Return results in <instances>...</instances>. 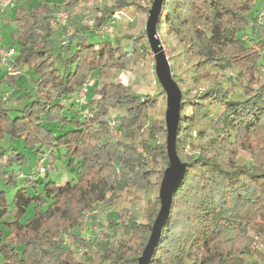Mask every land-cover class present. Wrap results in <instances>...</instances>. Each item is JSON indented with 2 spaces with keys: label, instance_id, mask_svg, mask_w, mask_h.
I'll list each match as a JSON object with an SVG mask.
<instances>
[{
  "label": "trees",
  "instance_id": "16d2710c",
  "mask_svg": "<svg viewBox=\"0 0 264 264\" xmlns=\"http://www.w3.org/2000/svg\"><path fill=\"white\" fill-rule=\"evenodd\" d=\"M25 1L15 8L13 40L19 53L13 66H25L34 73V89L21 107L0 100V139H22L34 153L35 165L47 151L51 163L54 149L63 147L77 178L64 184L47 179V175L44 180L32 178V167L25 175L19 172L23 176L15 175L9 167L25 163V154L16 147L8 152L0 144V179L12 184L17 176L27 184L16 190L14 219L8 221L2 220L8 209L0 185V261L82 264L73 259L77 250L68 246L63 236L71 235L77 246L92 244L76 231L85 213L97 203L112 204L121 189L150 186L157 166L168 164L166 143L158 141V134L166 133L164 121L152 119L146 135H141L149 109L156 106L154 96L138 94L130 85L112 81L104 82L84 104L75 100L92 71L128 69L149 54L144 32L131 39L130 49L117 37L95 36L115 10L140 5L138 0H116L104 5L91 25L73 20V33L56 47L52 22L59 6L50 0L35 5ZM254 4L255 0H163L161 16L167 31L184 44L186 55L196 60L194 77L212 82L202 95L181 100V110L186 106L190 113L182 118L180 112L178 155L188 145L196 123L205 118L208 103L224 111L218 133L199 145L196 154L186 157L184 177L173 193L170 214L150 264H186L188 260L192 264H264V76L261 81L256 75L264 68V40L251 33L252 42L247 44L239 35L241 29L258 25V8L251 14ZM144 10L147 12L148 6ZM231 67L237 70L234 84L245 93L241 99L232 98L220 85L218 74L210 71ZM110 109L124 111L116 119L121 136L115 140L107 124ZM240 150L249 154L248 164L237 162ZM158 172L161 178L162 169ZM39 183H43L41 190L37 189ZM31 203L33 216L21 222ZM159 207L158 196L148 201L147 221L142 223L124 219L125 212L120 220L110 218L109 228L120 227L128 233L129 241L139 243L129 253L124 242L112 249L106 240H96L101 259L106 264H137ZM1 224L9 233L2 231ZM228 229L232 235L225 237ZM244 256L251 259L245 261Z\"/></svg>",
  "mask_w": 264,
  "mask_h": 264
},
{
  "label": "rangeland",
  "instance_id": "374dc122",
  "mask_svg": "<svg viewBox=\"0 0 264 264\" xmlns=\"http://www.w3.org/2000/svg\"><path fill=\"white\" fill-rule=\"evenodd\" d=\"M56 5L59 6L58 11L67 12L69 16L62 21V17L55 19L53 23L54 27V39L56 47H59L63 42L68 40V35L73 33V20L79 22L81 25L90 23V20L100 15L101 9L104 5H112L116 0H55ZM131 1V0H127ZM153 0H138L137 3L140 7L134 4H128L122 8H118L113 12L112 17L106 23L110 28L107 31H98L95 35L97 37L106 36L109 39L117 37L121 45L125 49L131 48V39L139 34L145 33V23L148 15V11L144 10V7L151 6ZM64 2V3H62ZM261 4H264V0H255L253 7L252 15L255 14L256 8H259ZM57 11V12H58ZM56 12V13H57ZM107 26V27H108ZM168 25L163 21V15L161 16L160 23L157 25V35L160 39V42L164 48L165 54L169 61L172 76L179 85L182 91V98L194 97L196 95L200 96L202 93L212 85V82L204 80L202 78L196 79L193 75V64L195 59L189 57L185 53V46L183 43L179 42L172 33L167 31ZM6 31H8L6 29ZM254 31V32H253ZM251 33L255 34V38L264 40V25H257L255 28L249 25L248 28L241 29L239 35L241 38L248 44L252 42ZM17 46V45H16ZM146 46L149 49L148 43ZM18 48V47H17ZM264 57V56H263ZM264 62V58L262 61ZM59 70L62 68L61 64H57ZM211 72H216L218 74V81L220 85L227 90L229 95L232 98L241 99L245 96L244 90L240 86L234 84L235 74L237 70L235 68H227L225 70H219L215 68H210ZM23 81L27 80V87L24 89L27 93H33V78L34 73L28 72L26 69L20 72ZM260 80H263L264 68L261 67L259 72L256 74ZM120 81L124 84L130 85L138 94H149L156 98V106L149 109L147 118L144 120V127L141 132V135L144 137L147 133V128L150 125L152 119H158L164 121L165 110H166V97L165 92L163 91L160 83L157 80L155 71H154V57L149 49V54L142 60L137 63L130 64L128 69H118V68H109L105 72H100L99 70H94L91 72L90 77L87 82V97L91 98L95 95V90L98 89L104 82ZM10 88L8 85L2 86L1 91H6L5 89ZM8 91L7 99L5 103L10 102L12 99V93ZM3 91V93H4ZM6 92V93H7ZM22 105V104H21ZM20 104L14 107H21ZM224 108L220 107L215 103H208L206 107V116L204 119L196 123L195 130L192 132L191 137L189 138V143L186 148L181 152L179 157L182 161L186 160L188 155H194L197 153V147L199 145H204L208 140L216 135L221 126L220 118L223 114ZM190 113L189 107H184L181 110V117ZM124 114L123 110L119 109H110L109 116L114 117L115 119L119 118ZM165 124V123H164ZM166 133L158 134V141H165ZM0 144L5 147L6 151L12 147H16L19 152L25 154L26 162L25 163H14L9 168L14 170L15 175L22 172L27 174L32 169V178L38 176L40 179L44 180L46 175L47 179L57 182L58 184H64L66 181L77 178V173L75 172L74 167L68 166V160L63 155V147H58L53 151L52 162H49V158L44 162L45 172L38 174L35 173V159L34 153L30 149L26 148L22 139H13L10 140L8 136L0 139ZM137 150L142 152V147L140 143H137ZM46 155H48L45 152ZM237 162L239 164H248L250 162L249 154L246 151L240 150L237 154ZM32 167V169H31ZM165 165L160 163L157 166V170L162 171L165 169ZM154 173L151 176V185L144 188H134L127 187L121 189L117 192V197L112 204L107 203H97L92 210H89L90 213L100 211L101 212V228L103 231V236L98 239V241L106 240L109 247L116 249L118 245L122 242L125 243L127 247H130L129 253L139 243L136 241L128 240V233L124 232L120 227L116 230H112L107 225V222L110 218L120 220L118 217L122 213H126L127 217L134 219L135 222H146V208L148 201L153 200L158 196L159 186L156 183H160L161 178H159V172ZM154 183V184H153ZM23 178L16 176V182L12 184H5L0 179V185L6 194V202L8 213L2 217V220L8 221L14 219V210L13 198L16 193V190L25 185ZM27 185V184H26ZM43 183L37 185V189H42ZM31 190V189H30ZM34 214V205L31 203L23 215L20 217L21 222H26ZM93 214V215H94ZM93 218V217H92ZM91 221V216H88L86 222L81 220L80 225L76 228L77 232H80V228L84 227V224H88ZM1 229L4 233H9V230L4 224H1ZM91 234V233H90ZM249 234L252 235L251 231ZM70 236L69 234H67ZM232 232L228 229L225 237L231 236ZM92 240L90 245H79L84 248L83 251H77L74 255V260L82 264H106L107 261L101 259L102 252L99 251L95 245V237H92V234L89 236ZM87 240V239H85ZM245 261L251 259L250 256H244ZM0 264H3L0 261ZM186 264H192L191 260L186 261Z\"/></svg>",
  "mask_w": 264,
  "mask_h": 264
},
{
  "label": "water",
  "instance_id": "95a60500",
  "mask_svg": "<svg viewBox=\"0 0 264 264\" xmlns=\"http://www.w3.org/2000/svg\"><path fill=\"white\" fill-rule=\"evenodd\" d=\"M163 0H153L148 9L145 23V36L154 57V71L166 97L165 129L166 153L168 164L162 172L159 183L158 199L160 207L151 225L150 234L137 264H150L155 248L159 242L163 226L168 220L173 193L181 183L187 162L182 161L176 149L177 132L180 122L182 91L172 76L171 67L164 48L157 35V25L161 18Z\"/></svg>",
  "mask_w": 264,
  "mask_h": 264
},
{
  "label": "built area",
  "instance_id": "2783aa9c",
  "mask_svg": "<svg viewBox=\"0 0 264 264\" xmlns=\"http://www.w3.org/2000/svg\"><path fill=\"white\" fill-rule=\"evenodd\" d=\"M14 0H0V9H5L6 7H8ZM68 13L65 11H58L56 13V19L60 20V17H62V21L64 22L65 19L67 18ZM256 20H257V24L262 26L264 25V4H261V6L258 8L257 13H256ZM93 23V20H90V25ZM107 24H103L99 27V31H107L108 28H110V26H108ZM15 54H16V49L13 46H5L2 44V40L0 37V63L7 69V72L9 74H17L20 73L18 69H14V61H15ZM264 54V52H263ZM87 84H83L78 92L75 95V100L81 104H84L87 101ZM8 92L5 93L4 95H2L1 97V101H5L7 99L8 96ZM84 114L87 115V112L85 111ZM107 124L109 127V134L110 136L115 140V139H119L121 136V133L119 130L116 129V119L112 116H109V118L107 119ZM48 158V156L44 153L41 154L37 160H36V165H35V172L37 174H41L42 172L45 171V167H44V162L46 161V159ZM18 176H23L22 173H18ZM90 213V211H87L82 219L83 222H86L88 219V216H91V221L88 222V224H84L83 228H80V236L83 239H90L89 236L92 234V237H95L96 240L100 239L103 236V231L100 230L101 228V212L97 211ZM93 217V218H92ZM91 233V234H90ZM63 239L65 241V243L70 246V247H74L76 248L77 251L81 252L84 250V248L82 246H77L75 241L73 240V237L70 235L68 236L67 234H65L63 236Z\"/></svg>",
  "mask_w": 264,
  "mask_h": 264
},
{
  "label": "crops",
  "instance_id": "0c3cea01",
  "mask_svg": "<svg viewBox=\"0 0 264 264\" xmlns=\"http://www.w3.org/2000/svg\"><path fill=\"white\" fill-rule=\"evenodd\" d=\"M40 0H30L28 2V5H35L38 3ZM22 2L25 3V0H14L8 7L5 9H0V37L2 40V44L5 46H13L16 49V54H15V59L18 57V48L16 46V43L13 40V33L15 32L16 29V22L14 20V14H15V8L17 6V3ZM51 3H54L55 5L57 2L55 0H50ZM64 3V2H62ZM6 29L8 31H6ZM14 69H18L19 72L22 70L24 71L27 68L25 66L22 67H16ZM28 71V70H27ZM31 72V71H28ZM35 77V76H34ZM28 82L27 80L23 81L24 86H20L22 84V77L20 73L17 74H9L7 72V69L0 63V89L2 86L8 85L10 88L9 92L12 93V99L10 102H6L10 107H14L18 104H23L26 101L27 95L31 93H27L24 91ZM5 89L6 91H1L0 90V98L2 95H4L8 90ZM1 100V99H0Z\"/></svg>",
  "mask_w": 264,
  "mask_h": 264
}]
</instances>
